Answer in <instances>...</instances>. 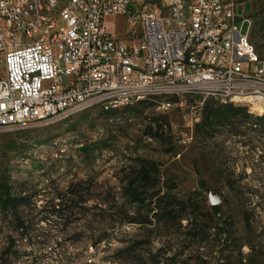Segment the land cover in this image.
Returning a JSON list of instances; mask_svg holds the SVG:
<instances>
[{"label": "rangeland", "instance_id": "rangeland-1", "mask_svg": "<svg viewBox=\"0 0 264 264\" xmlns=\"http://www.w3.org/2000/svg\"><path fill=\"white\" fill-rule=\"evenodd\" d=\"M235 2L239 28L256 30L251 40L264 59V0ZM117 19L129 39L126 16ZM180 98L0 128V181L27 197L0 205V264H152L153 255L183 250L164 262L264 264V115L216 102L220 117L206 127L204 111L195 122L189 107L158 108L192 103ZM143 166L147 180L132 194L127 184ZM211 195L226 235L208 229Z\"/></svg>", "mask_w": 264, "mask_h": 264}, {"label": "built area", "instance_id": "built-area-1", "mask_svg": "<svg viewBox=\"0 0 264 264\" xmlns=\"http://www.w3.org/2000/svg\"><path fill=\"white\" fill-rule=\"evenodd\" d=\"M236 9L235 0H0V128L167 84L192 103L158 108L189 107L195 122L210 100L264 106V59ZM120 16L129 39L112 20Z\"/></svg>", "mask_w": 264, "mask_h": 264}, {"label": "trees", "instance_id": "trees-1", "mask_svg": "<svg viewBox=\"0 0 264 264\" xmlns=\"http://www.w3.org/2000/svg\"><path fill=\"white\" fill-rule=\"evenodd\" d=\"M260 19H261V33L264 35V8L262 9H258V14H257ZM252 34V35H251ZM249 35H250V38L252 36L253 39H255V35H256V30H254V28L252 29V32H251V26H250V31H249ZM252 41V40H251ZM257 49V48H256ZM258 51V50H257ZM259 53V52H258ZM260 55V53H259ZM261 57V55H260ZM262 58V57H261ZM170 100L173 102V103H176L179 101L178 98H170ZM183 99H181L182 101ZM220 107H223V105H219L215 102V101H208L206 106H205V109H204V117H203V126L205 125L206 127L210 126V124H212V122H214V120L216 118H219V110H220ZM230 107L232 108L233 105L231 104ZM104 113H108V112H104ZM111 113V112H109ZM259 119H263L264 120V117H261ZM156 135L158 137H163L166 135L164 129H163V124H160L158 125V127H156ZM139 175L137 178H134L133 180H130L127 184V187L129 188V191L132 193V194H136L137 191L140 189L138 183L140 182H145L147 180V176L149 174V171L147 170L146 166H143L141 168V170L138 172ZM10 184V181L9 179H1L0 181V185H1V189H0V205H2L3 208H10V207H14L16 208L17 205H18V201L19 200H22V201H25L27 199V197H20L19 196H14L12 193H11V188H9ZM136 197V196H135ZM134 200H137L135 198H133ZM211 209H212V212H213V217L211 218V224L210 226H208V229H211L213 228L216 232V234L218 236H221V234H225V231L224 229L221 228V225H219V223H217V221L214 219V217H217L220 215V212H221V209L219 207V205H212L211 206ZM21 225H24V221L21 223ZM229 238H231V232L228 231L227 232V236H226V239H224L225 242H227V240H229ZM221 240V238L219 239ZM132 252V250L130 248L127 249L126 251V254H128L127 256L130 255V253ZM184 250L179 253H174L170 258L169 257H165V258H159V255H153L151 258L152 260V264H169L168 262L165 263L164 261H168V260H171V259H174V257H179L183 254ZM163 259V260H162ZM133 264V263H131Z\"/></svg>", "mask_w": 264, "mask_h": 264}, {"label": "bare ground", "instance_id": "bare-ground-1", "mask_svg": "<svg viewBox=\"0 0 264 264\" xmlns=\"http://www.w3.org/2000/svg\"><path fill=\"white\" fill-rule=\"evenodd\" d=\"M65 2L66 0H57V4H65ZM52 22H54V13H44L43 23H52ZM65 71H72V64H65ZM168 96L181 97L183 99L181 102L187 99L192 101V96L186 95V92L174 91V84L158 85L157 87L149 88L148 91H144L142 92V94L136 97L123 99V100H112L110 102V105L108 106H106V101H88V103L83 105V107H80V105H73V108L71 109L69 114H66L64 116H57L52 121H61V120L70 119L87 109L99 108L100 110L109 113L125 107L136 105L144 100H150L154 98L168 97ZM221 104H229V103H221ZM235 104H246L248 105V107L254 109L256 112H259L264 115V106L257 108L256 106L252 105L249 102H239Z\"/></svg>", "mask_w": 264, "mask_h": 264}, {"label": "water", "instance_id": "water-1", "mask_svg": "<svg viewBox=\"0 0 264 264\" xmlns=\"http://www.w3.org/2000/svg\"><path fill=\"white\" fill-rule=\"evenodd\" d=\"M210 199H211V204L212 205H216L219 202L218 199H217V197H215L213 195L210 196Z\"/></svg>", "mask_w": 264, "mask_h": 264}, {"label": "crops", "instance_id": "crops-1", "mask_svg": "<svg viewBox=\"0 0 264 264\" xmlns=\"http://www.w3.org/2000/svg\"><path fill=\"white\" fill-rule=\"evenodd\" d=\"M118 17H116V18H114V19H112L113 21H116L117 22V19ZM238 19H239V17H238ZM244 19H247V18H244ZM240 20V19H239ZM248 21H249V19H247ZM250 22V21H249Z\"/></svg>", "mask_w": 264, "mask_h": 264}]
</instances>
